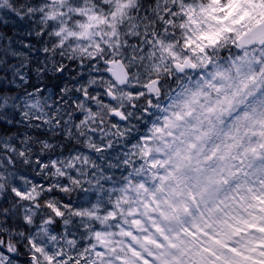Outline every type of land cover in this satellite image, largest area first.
Instances as JSON below:
<instances>
[{
  "label": "clouds",
  "instance_id": "9594fccd",
  "mask_svg": "<svg viewBox=\"0 0 264 264\" xmlns=\"http://www.w3.org/2000/svg\"><path fill=\"white\" fill-rule=\"evenodd\" d=\"M0 264H264V0H0Z\"/></svg>",
  "mask_w": 264,
  "mask_h": 264
}]
</instances>
